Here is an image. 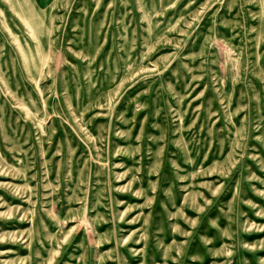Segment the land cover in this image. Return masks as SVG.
Segmentation results:
<instances>
[{
	"label": "rangeland",
	"instance_id": "1",
	"mask_svg": "<svg viewBox=\"0 0 264 264\" xmlns=\"http://www.w3.org/2000/svg\"><path fill=\"white\" fill-rule=\"evenodd\" d=\"M0 264H264V0H0Z\"/></svg>",
	"mask_w": 264,
	"mask_h": 264
}]
</instances>
